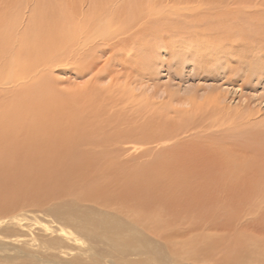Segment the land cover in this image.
I'll return each mask as SVG.
<instances>
[{
	"label": "rangeland",
	"instance_id": "obj_1",
	"mask_svg": "<svg viewBox=\"0 0 264 264\" xmlns=\"http://www.w3.org/2000/svg\"><path fill=\"white\" fill-rule=\"evenodd\" d=\"M60 1L0 0V16L4 19L9 14H19L18 23L21 24L23 21L22 25L27 23L24 27H28L18 37L17 44L22 49L29 45L33 47L37 46L36 40L35 42L33 41V37H35L33 33L35 32L37 35V27L39 26L35 23L34 16L40 13L42 19L47 16L51 20L54 7L56 8L54 14L56 11L61 10L57 6ZM86 1L89 2H87L86 8H90L89 15L91 14L90 19H94V27L100 28L104 24L110 26L107 32L109 35L104 37L100 47L94 49L95 47L92 46L91 49L95 51L88 52L85 48L89 44H94L96 41L100 42L103 39H100L98 35L95 37L94 32L91 41L83 49L85 51L83 53L86 54L88 60L95 65L92 73L76 77L75 73L72 74V64L62 59L55 63L50 75L45 76L49 80H40L41 77H39L38 81H29V78L15 80L13 78L19 77L17 73L14 76L12 74L11 82L4 84L9 79L8 65L12 60L9 54L5 58L4 72L0 76V87L3 85V88H0L2 89L0 91V234L3 232L1 235L4 237L8 235L23 236L22 233L18 232L22 228L25 230L21 232L31 234L39 244L37 247L26 244L13 246L0 241V244H5H2L3 246L0 245V251L5 250L8 252V245L10 246L9 248L16 247L14 248L16 254L9 256L0 255V264H45L44 261H41L44 259L45 253L59 254L62 250L60 247L56 248L58 245L51 244L49 247L46 244L48 243L46 241L51 239V234L47 232L48 230H43L45 227L35 223L34 218L42 224L48 223L52 226L54 223H61L62 226L76 231L71 221L72 217L77 216L71 214V208H77L76 204L89 209V216L91 217L95 216L96 211L117 215L123 223L131 225L128 232L131 237L135 235L132 232L133 225V227H137L139 233L151 234V237L154 235L153 238L157 237L156 239L158 240L161 238L160 241L162 242L165 240L167 246L175 251L171 253L167 264H173L170 260L177 258L176 255L179 256L178 261L180 264H264V190L251 189L256 180L252 176L249 179L248 189L236 182L237 186H228L229 188L226 184L217 188H209L207 186L206 188H201L203 176L201 177L200 173H193L192 182L196 181L197 188L176 189L177 195H167L165 197L164 209L160 208L157 202H151L150 205L147 204L143 185L139 181L132 186L130 191L124 193V197H115L116 200H120L118 203H113V205L109 206L110 204L101 199H97L96 202L99 203L94 204L78 202V200H82L84 193L89 197L86 192L83 193L84 188L88 185L85 180L89 172L85 176L86 167L79 164L75 159L73 161H64L59 160L58 157L50 158L46 156V159L51 162L50 170L48 171L44 170L42 166L43 159L35 163L29 160V155L34 152L32 150L34 149V140H36V136L39 138L41 127L43 126L57 129L54 126L59 125L62 128L68 126L70 128L74 125L82 124V127L89 126V129L94 130L92 128L96 129V127L103 125L105 133L102 136L101 134L99 135L101 138L103 135L107 137L104 136V138L100 139L99 135L95 136L100 140H107L111 135L110 138H114L112 141L116 143L119 136L113 134L117 131V129L116 131L114 129L117 127L113 128V126L119 122H122L123 126L130 127V129L126 128L128 131L126 129L122 131L123 133L124 131L129 133L128 136H132L130 141H136L138 146L139 144L143 145V148L148 153L153 152L152 154L157 155L153 157V160L157 158L172 160L171 157H173V160L181 161L185 165L188 164L190 170L196 168V170L201 172L199 164L205 160L206 155L210 158L212 157L214 162L221 160L217 161V166H222L223 168L226 166L227 158L245 161L248 158H255L253 156L254 151L246 144L248 143L247 141L234 137L230 138L227 135L230 132L232 133L234 129L238 131L243 124L246 127L249 126L243 119L246 112H251L256 118H262L264 115V100L260 98L261 87L258 89L244 88L242 90L236 85L220 87V89H223L220 94L224 93L227 96L224 98V100L226 99L225 101L222 100L224 101L222 105L224 109H230V114L235 116V122L226 124L224 121L220 127L212 128L213 130L206 128L205 130L196 129L200 133L185 130V132L183 131L180 134L178 126H183L187 122L186 120H189L187 117L194 113L192 106L185 99L190 98L194 103L200 102L204 106L206 102L201 96L203 87L212 83H209L210 81L205 82L204 79H200L196 75L192 76L194 72L189 73L187 68L189 65L183 66L184 68H171V75L169 76L165 68L162 67L163 62L171 57L166 51L168 47L156 45L155 50L151 48L152 41L159 37L157 33H162L163 36L161 38L168 35L164 28L159 30L158 28L172 26L159 22L155 23V15L152 14L153 12L148 13L146 8L153 3L166 2L167 0H153L145 7L142 4H138L135 15L130 16L128 13L122 22L114 16H119V12H125L127 9H125L123 4L129 5L131 0H96L98 3L97 7H94L93 4L95 0ZM134 1L138 3L137 0ZM184 1L190 4L193 10L198 8V6H202L198 1L193 0H169L166 8L163 9L161 7L158 10L171 13L167 15V24L173 22L175 20L174 17H182L176 12L182 11V7H184L182 2ZM61 2L63 4L66 1L64 0L63 2L62 0ZM27 3L30 6L28 9L25 8ZM89 4L90 6H88ZM94 10H98L97 15L99 17L92 15ZM187 14L189 15L190 13ZM61 18L57 17V20H55L57 22L59 20L63 24V19L61 20ZM139 19L140 22L136 23ZM146 20L147 25H144ZM123 23H130L132 27L127 28ZM49 26H45V31H41L44 35L48 36L50 34L48 32ZM65 26H68V24ZM140 26L143 27L140 28ZM115 27L116 30L114 29ZM64 29L68 35L69 28L64 27ZM3 34L7 35L8 33L4 32ZM7 37V41L11 42L13 36ZM93 38L94 40L92 41ZM58 42L59 39L56 43L61 45ZM0 44H3V42H0ZM149 49L154 56L152 60L156 61V64L151 69L144 66L145 61H149L144 59L147 57L145 52ZM26 59L27 56H25L24 52L20 58L16 56L13 60V70L16 69L18 61L25 63ZM149 70L152 72V77L151 75L150 77L148 76ZM173 70L177 74H174ZM196 73L199 72L196 71ZM92 74L96 75L97 78L99 77L96 81L94 92L90 91L93 89L88 90L85 88V86H91L87 81L90 80ZM51 78H56V80H50ZM13 81L15 82L13 83ZM49 82H54V88L53 86L50 87L51 92H48V100L40 99V90ZM220 89H217V91ZM192 93L194 94L191 95ZM50 109L51 111L49 112L48 110ZM43 110H46L47 113ZM226 110L225 112L228 113L229 111ZM79 112H83L84 115L81 120L76 117ZM261 122H253L252 124H255V128L260 125L264 134V122ZM38 127L40 129L36 130ZM137 127L142 129L139 130ZM169 127L177 129V137H162L163 143H152L153 140H160L157 136L159 135V128L162 131ZM85 131L89 134L87 129ZM95 131L90 133L94 135ZM139 137H145V139H140ZM118 142L120 146H124L120 143L121 140ZM162 144L164 146L159 148V145ZM196 145H198V148ZM191 147H193L192 150ZM97 148L99 149L100 145ZM149 148L152 150H149ZM112 149H105L107 151L103 152V154L109 152L111 156L113 155L112 158L108 153V158L105 154L88 160L89 162L91 161L90 164H92L93 169L99 171L98 177L114 178L128 164L126 162L128 157H119L116 155L119 153L116 152L115 156ZM219 150L225 154L224 158L220 157ZM88 151L92 150L89 149ZM191 151L194 155H192ZM197 152L199 156H197ZM160 153L164 154V158ZM226 154L230 156L226 157ZM245 156L246 158H244ZM254 158L253 160H255ZM263 160L264 158L257 157L256 161L260 168H264ZM155 164L158 168L157 162ZM127 167V171L134 172L132 167L129 165ZM56 170H59V172L56 173ZM222 170L224 171V169ZM223 171L219 172V174L223 173ZM253 172L249 171V175L254 174ZM232 173L233 170L231 169L230 174L235 176L228 174L224 179L239 181L242 172ZM217 178L216 176L215 179ZM170 179L171 177H168V181ZM147 187L149 188L148 182ZM150 189L153 198L154 189L153 187ZM165 191L166 189H164V193ZM110 202H114V199H111ZM63 209L68 214L67 216L55 214V211H62ZM75 211L80 210L77 208ZM14 216L25 218L23 226L16 224L15 221L11 223V220L5 222L7 217L13 219ZM64 217H66V220ZM190 217H194V219L191 220ZM178 224H182L183 229L179 227L177 230ZM88 226L91 228L92 223L90 222ZM205 232L207 236H201V233ZM192 236H198L194 239L198 245L195 248L189 245L192 242L189 240ZM116 239L119 241L121 238L116 237ZM176 241L178 243H175ZM134 242L135 244L143 245L139 238L137 241L134 240ZM43 243L47 247H43ZM38 248L42 249V252ZM32 249H38L40 253L38 257L33 256L35 254ZM110 253H113V255L102 259L99 264H112L108 259L122 258L116 250H112ZM126 256L132 259L137 258L130 255ZM31 258L33 260H30ZM48 264L52 263L49 262Z\"/></svg>",
	"mask_w": 264,
	"mask_h": 264
},
{
	"label": "bare ground",
	"instance_id": "obj_2",
	"mask_svg": "<svg viewBox=\"0 0 264 264\" xmlns=\"http://www.w3.org/2000/svg\"><path fill=\"white\" fill-rule=\"evenodd\" d=\"M61 1L57 4V6L61 10L56 11V13L54 14L56 9L54 7L51 15V20L47 16L42 19L40 13L34 16L35 23H37V25L39 26L37 27V35L35 32L33 33L35 35V37H33V41L35 42L36 40L37 44V46L33 47L32 45H29L22 49L19 44H17L18 37L21 36L22 31H24L28 27H24V25H27V23L22 25L23 21L21 24L18 23L19 14H9L4 19H2L0 16V42H3V44H0V76L4 72L6 56L9 54L10 58L12 59L10 64L8 65L9 79H7L4 84H8L10 79L13 78V76L17 73L19 77L13 78L15 80L29 78V81H38L39 77H41L40 80H49L48 77L45 78V76L50 75L55 66V63H58L62 59L66 60L67 63L72 64V74L75 73L74 75L76 77L84 76L83 74H90L93 72L95 65L93 64V62L88 60L86 54L83 53L85 52L83 49L91 41V37L94 32L95 37H97L96 35H98L100 39H103L101 41L98 40L100 42L96 41L94 44H89L90 46L88 45L85 48L88 52L95 51L94 49L100 47L104 41V37H106V35H109L107 32L109 31L108 27L110 28V26H108V24H104L100 28L94 27V19H90L91 14L89 15L90 8H86L88 1L65 0L66 2H64L63 0V4ZM137 1L138 3H136L134 0H131L129 5L122 3L127 10L123 13L119 12V16L114 17L116 19H120L122 22L123 19L126 18L125 16L128 13L130 16L135 15V13L137 12L136 9L138 8V4H142L145 7L153 0ZM193 1H198L202 4V6H198V8H195L193 10L192 6H190V4H187L186 1L182 2V4H184V7H182V11L176 12V14L182 15V17H174L175 20L173 22H169L170 24H167L166 21L168 20L167 15L171 13H169L168 11H158L161 7H163V9L166 8L168 6L169 0H167L166 2L153 3L151 5H148L146 8V10H148V13L153 12L152 14L155 15V23L159 22L161 24L172 26L159 27L158 30L164 28L168 35L161 38L163 36L162 33H157L159 37L151 43V48L153 50L156 49V45H165L166 48L168 47L166 51L171 55V57L163 62L162 67L165 68L169 76L171 75V68H184L183 66L189 65L187 67L189 73L192 71L194 72L192 76L196 75L200 79H204L205 82L210 81L209 83H212L206 84L205 87H203L201 96L206 102L204 106L200 102L194 103L193 100H191L189 97H187L189 99H185V101H188V103L192 106L194 113L190 114V116L187 117V119L189 120H186L187 122H185L183 126H178L180 134H182L183 131L185 132V130H192L194 133H200L196 129L205 130L206 128L213 130L212 128L216 129L220 127L224 121V123L226 124L235 122V116H232L233 114H230V109L226 110L222 105V102L226 100H224V98L227 97L225 96L226 94L224 95V93L222 95L220 94L221 90H223L220 89V87L222 86L228 87L230 85H236L241 90L244 88L258 89L259 87H261L260 98L264 100V0ZM93 4L94 7L98 6L96 0L93 1ZM30 5L35 6L34 4ZM88 6H90V4ZM25 8H30L29 3H27ZM97 11L98 10H94L93 12L96 15H92L99 17L97 15ZM187 13L190 14L188 15ZM55 15L58 18L62 17L61 20L63 19V24H61V21L59 20L58 22L56 21L57 17ZM10 17L11 19H9ZM139 22L140 19L136 21V23ZM65 23H67L68 26H65L67 25ZM19 24L21 25V27ZM123 24L127 28L132 27L130 23ZM63 25L64 27L69 28L68 35L66 34V28L64 29ZM144 25H147V20ZM45 26H49L48 32H50V34L48 33V36L44 35L41 32L45 31ZM142 27L143 26H140V28ZM114 29L116 30V27ZM9 30L11 31L8 32ZM158 30L157 32H159ZM4 32H7L8 34L4 35ZM116 34H118V32H116ZM7 36H13L11 42L7 41ZM114 36L116 37L115 34ZM58 39V43L61 45H58L56 43ZM93 40L94 38L92 39V41ZM92 46L95 48L91 49ZM23 52L25 53V56H27V59L25 60V63H21L20 61H18L17 67L16 69H14V71L13 60L16 56H19V58L23 56ZM151 52L152 51L150 49L146 51L145 54L147 57L144 58L146 60H149L145 61L144 63V66L149 67V69L153 68L156 64V61L152 60L154 56ZM196 71H198L199 73H196ZM173 72L174 74H177L175 70H173ZM150 75L152 77V72H150L149 70L148 76L150 77ZM98 78L96 75L92 74V77L90 76V80L87 81L89 84H91V86H85V88L88 90L93 89L90 91L94 92L97 83L96 81L98 80ZM50 80L55 81L56 78H51ZM14 82L15 81H13V83ZM52 86L54 88V82H49L48 84H45L43 86V89L40 90V99L48 100V92H51L50 87ZM0 88H3V85ZM217 89L220 90L217 91ZM1 90L2 89H0V91ZM193 94L194 93H192L191 95ZM199 110L200 112H198ZM225 110L229 112L227 113L225 112ZM43 111L46 112V110ZM48 111L50 112L51 109ZM263 116L262 118H264ZM76 117L79 120L83 119V112L77 113ZM262 118H260V120L258 117H254L251 112H246L243 119L245 123L249 124V126L246 127L243 124L238 131H235L234 129L232 133L230 132V134L227 135L230 138L234 137L247 141L248 143L246 144H248V146L252 148V151H254L253 156H255V158L253 156L252 157L255 160H253V158H248L246 159V161L242 159L232 160L231 158H227L226 166L224 168L222 166H217V161L219 162L221 160H217L214 162L212 160V157L210 158L208 155H206L205 160L201 161V163L199 164L201 166V172L196 170V168L190 170L188 168V164L185 165V163L181 161L173 160V157H171L172 160H166L162 158L153 160V157L157 156L156 154H152L153 152L148 153L147 150L143 148V145L139 144L138 146V143L136 141H130L132 140V136H128L129 133H126V131H124V133L122 132L123 129H130V127L128 126H123L122 122H119L118 124H115L116 126H113V128L117 127L114 128L115 131L116 129L117 131L113 134H117L120 137H118V140H116L117 144L112 141L114 138H110L111 135L107 139L109 140V142H107V140L105 139L100 140L105 136L103 135V137L101 138L102 134L105 133V130H103V125H100V127H96V129L92 128L94 130L89 129V126H87L88 128L86 126L82 127V124L74 125L70 128L68 126H65L64 128L59 125L54 126L57 129L49 126H43L41 127L39 138H37L36 136V140H34V149H32L34 152L29 155V160L35 163L43 159L44 161L42 166L44 167V170L47 171L50 170L51 162L50 160L46 159V156L50 158L58 157L59 160L64 161H73L75 159L79 164L85 166L86 172L84 174L85 176H87L88 172L89 174L85 180L88 185L86 186V188H84L83 193L86 192L89 197H87V195L84 193L82 200H78V202H90L91 204H94L99 203L96 202L97 199H101L102 201L110 204L109 206H111L113 205V203L115 204L120 201L119 199L116 200L115 197H124V193L130 191L132 186L136 185L140 181L143 185V191L147 197V204L150 205L151 202H157L158 206L164 209L165 197L167 195H177L178 192L175 191L176 189L197 188L198 185L196 181L192 182L193 173H200L201 177L203 176L201 181V188H206V186L209 188H217L223 186L224 184H226L227 187H234L237 186L236 183H238L239 185H242V187L248 189V183H250L249 179L254 177L256 180L253 183L254 186H252L251 189L263 191L264 168H260V165L256 160L257 157H261L262 159L264 158V134L260 125H258L259 127L255 128V124H252L253 122H264V119ZM38 129L40 128H36V130ZM85 129L88 130L89 134H87ZM128 129L126 130L128 131ZM137 129L141 130L142 128L137 127ZM95 130L99 131L96 132ZM94 131L95 134L93 135L92 133H94ZM99 134H101V136ZM95 135H99L98 137L100 139H98V137H96ZM177 135V129H172L169 127L166 128V130L161 131V129L159 128V135L157 136L160 138V140H153L152 143L155 144L157 142L161 144L163 143L162 137L174 138L177 137ZM140 139H145V137ZM120 140V143H122L124 146H120L118 144V141ZM98 145H100L99 149L97 148ZM103 146L108 148H104ZM161 146L164 145H159V148ZM196 146L198 148V145ZM109 148H113L112 150L114 155L116 152L119 153L116 154L119 157H128V160L126 161L128 164L123 168L121 172L117 173L114 178L106 179L98 177L99 171L93 169L92 164H90L91 161L89 162L88 160L98 155H105L106 153L103 154V152H106L107 150L105 149ZM87 149H90L92 151H88ZM192 149L193 147H191V150ZM149 150L152 149L149 148ZM191 153L192 155H194L192 151ZM107 154L106 157L108 158ZM196 154L197 156H199L198 152ZM219 154L221 158H224L225 154L223 153V151L219 150ZM160 155H162L164 158L163 153H160ZM228 156L230 155L226 154V157ZM244 158H246V156ZM155 162H157L159 170L156 164L154 165ZM262 164L264 165V163ZM128 165L132 167L134 172L127 171ZM220 169H224V171L222 170L223 173L221 174H219V172H222ZM231 169L233 170V173L238 171L242 172L239 181H229L228 179H224V177L228 174L231 175ZM249 171H254V174L249 175ZM55 172L58 173L59 170H56ZM119 176L121 177L119 178ZM216 176L218 177L217 179H215ZM168 177H171L170 181H168ZM147 182L149 188L147 187ZM151 187H153L154 189L153 198L152 191L150 189ZM164 189H166L165 193ZM102 197H104L105 199ZM111 199H114V202H110ZM76 206L80 211H75V209L77 208H71V214L77 215L74 216L77 219L74 217L71 218L76 231L62 226L61 223H54L55 225L52 224V226L48 223L42 224L36 218H34L35 223H37L39 226L45 227V229L43 230H48L47 232L51 234V239L49 241H46L48 242L46 244L48 246L51 244H56L58 245L56 248L60 247V249L62 250L59 254L45 253L46 255H44V259L41 260L44 261L45 264H48L49 262L52 264H99L102 259L113 255V253H110V251L112 250L118 251L120 253V257H122H116L112 260L108 259L112 264H167L169 258L171 257V253L175 252L174 250H171L169 246H167L165 240L162 242L160 241L161 238L159 240L156 239L157 237L153 238L154 235H152L153 237H151V234L146 235L144 232L139 233L137 231V227L135 228V226L133 227V225L132 232L135 235L131 237L128 233L130 228L129 226L131 225L123 223L120 220V217H118L117 215L96 211L95 216L91 217L89 216V209L77 204ZM55 214L61 216L68 215L64 212V209L62 211H55ZM190 218L191 220L194 219V217ZM24 219L25 218L19 216H14L13 219L11 217H7V220L5 222L11 220V223H13L12 221H15L16 224L23 226ZM64 219L66 220V217H64ZM90 222L92 223L91 228L88 226ZM179 227L183 229L182 224H178L177 230ZM23 230L25 229L20 228V230H18V232L23 234V236L8 235L11 237H4L1 235L3 234L2 232L0 234V241H4L6 242V244H11L13 246L26 244L29 246L37 247L39 243L36 241V239H34L31 234L21 232ZM201 236L206 237V232L201 233ZM116 237H120L121 239L117 241L118 239H116ZM197 237L198 236H192L191 239H189L192 241H190L191 243H189L191 247L194 246L195 248L198 246L194 240ZM138 238L141 240L143 245H140L138 243L135 244L134 240L137 241ZM175 243L178 242L176 241ZM43 244V247H47L45 243ZM9 247L10 246L8 245V252L5 250L0 251V255L9 256L16 254V251L14 250V248L16 247ZM38 249H32L34 251L33 253L35 254L33 256L38 257V255L40 254ZM40 250L42 252V249ZM126 255L135 256L137 258H127ZM176 256L177 258L171 259L170 262H172L173 264H180V262L178 261L179 256ZM30 260L33 259L31 258Z\"/></svg>",
	"mask_w": 264,
	"mask_h": 264
}]
</instances>
